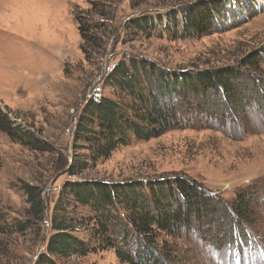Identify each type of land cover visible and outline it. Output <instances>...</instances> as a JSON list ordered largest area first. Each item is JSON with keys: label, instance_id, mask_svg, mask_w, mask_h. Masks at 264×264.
I'll return each instance as SVG.
<instances>
[{"label": "rangeland", "instance_id": "374dc122", "mask_svg": "<svg viewBox=\"0 0 264 264\" xmlns=\"http://www.w3.org/2000/svg\"><path fill=\"white\" fill-rule=\"evenodd\" d=\"M198 1L0 0V112L14 128L52 148L33 151L19 135L0 131V210L9 218H25L29 206L22 182L38 185L46 203L44 225L25 237H1L0 264H36L46 252L51 218L67 182L145 183L176 176L196 180L229 205L238 194H249L251 212L230 228L216 214L195 222L180 239L163 237L169 248H177L172 264H264V105L259 107L264 104V0H225L226 14L215 20L210 33L192 37L182 15ZM96 8L106 9L105 20L95 15ZM82 14L92 23L101 21L99 31L92 32L93 48L92 43L82 47L75 20ZM140 18L152 24L141 30L135 25ZM256 53L260 70L247 69L243 82L259 103L249 100L244 111L232 110L222 94L211 95L199 104L207 113H192L183 128L157 139H134L96 161L76 140L78 118L89 98L121 96L104 84L121 61L146 60L170 72H197L239 67ZM76 160L84 169L73 174L70 166ZM64 204L63 210L80 224L78 237L96 245L93 207L71 198ZM57 262L124 264L111 249Z\"/></svg>", "mask_w": 264, "mask_h": 264}, {"label": "trees", "instance_id": "16d2710c", "mask_svg": "<svg viewBox=\"0 0 264 264\" xmlns=\"http://www.w3.org/2000/svg\"><path fill=\"white\" fill-rule=\"evenodd\" d=\"M225 6V0L193 3L183 11L184 29L192 37L207 35L215 27V20L225 16ZM82 15L75 16L82 47L92 43L90 47L93 48L92 32L99 31L101 21L92 23ZM95 15L105 20L107 11L96 8ZM150 24L152 21L148 18L135 22L141 30ZM260 63V53H256L242 60L239 67L170 72L146 60L121 61L104 80L105 85L119 91L121 96L89 98L78 118L76 140L86 145L90 158L96 161L110 157L134 139H157L183 128L194 115L192 113H207L199 104L211 95L222 94L232 110L244 111L249 100L259 103L257 95H250L245 89V71L257 72ZM2 115L0 112V131L19 135L33 151H52L34 135L14 128L13 122ZM83 167L81 161L76 160L70 171L80 173ZM21 189L29 206L26 216L24 219L9 218L0 210V249L1 237H25L37 225L45 224L43 190L26 182H22ZM68 198L79 205L93 207L97 213L93 220L94 228L97 227L96 245L90 246L78 237L80 224L62 208ZM250 201L249 194L240 193L229 205L207 192L196 180L180 176L145 183L67 182L51 218L52 233L46 241V252L36 264H58V259L85 257L110 249L124 264H172L177 248H169L166 238L180 239L182 232L190 230L195 222H206L216 214L223 217L221 225L230 228L236 219L250 218ZM163 237L166 238L163 240Z\"/></svg>", "mask_w": 264, "mask_h": 264}]
</instances>
